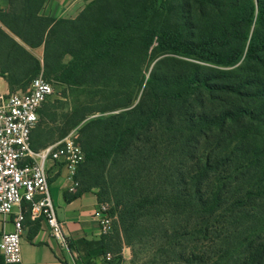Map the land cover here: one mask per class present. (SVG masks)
Masks as SVG:
<instances>
[{
	"label": "trees",
	"instance_id": "16d2710c",
	"mask_svg": "<svg viewBox=\"0 0 264 264\" xmlns=\"http://www.w3.org/2000/svg\"><path fill=\"white\" fill-rule=\"evenodd\" d=\"M47 2L0 7V74L61 87L75 195L117 218L78 264L123 246L136 264H264V0H87L74 18Z\"/></svg>",
	"mask_w": 264,
	"mask_h": 264
},
{
	"label": "built area",
	"instance_id": "2783aa9c",
	"mask_svg": "<svg viewBox=\"0 0 264 264\" xmlns=\"http://www.w3.org/2000/svg\"><path fill=\"white\" fill-rule=\"evenodd\" d=\"M53 94V85L40 72L24 90L10 92L0 74V216H13V230L0 233V255L4 264H18L21 260L20 242L23 232L24 211L27 203L30 220H42L50 235L64 247V238L48 191V162H61L71 182L68 191L75 193L78 183L74 179L83 154L75 131L60 140L34 151L31 132L38 121V110ZM107 202H98L94 216L102 235L110 234L117 218L110 212ZM98 262H113L108 252Z\"/></svg>",
	"mask_w": 264,
	"mask_h": 264
},
{
	"label": "crops",
	"instance_id": "0c3cea01",
	"mask_svg": "<svg viewBox=\"0 0 264 264\" xmlns=\"http://www.w3.org/2000/svg\"><path fill=\"white\" fill-rule=\"evenodd\" d=\"M76 1L55 0L54 11L44 14L55 18H74L81 9L74 17H66L64 14L75 11L74 3ZM6 6L7 0H0V7L6 8ZM30 52L36 57L41 55V49L30 50ZM34 129L32 132H34ZM41 141L45 142L46 146L52 144L49 139ZM46 146L40 148V150ZM46 168L50 199L68 245L64 247L53 238L44 221L30 219L23 221L24 229L20 242L21 260L18 264H78L79 258L83 254L79 246L80 241H96L102 236L99 231L98 219L94 216L98 203L96 190L77 195L70 193L68 188L71 182L67 179L65 165L61 162H48ZM12 220V215L0 216V233L2 230L7 232L13 230ZM96 259H93V261ZM97 264L114 263L98 262Z\"/></svg>",
	"mask_w": 264,
	"mask_h": 264
},
{
	"label": "rangeland",
	"instance_id": "374dc122",
	"mask_svg": "<svg viewBox=\"0 0 264 264\" xmlns=\"http://www.w3.org/2000/svg\"><path fill=\"white\" fill-rule=\"evenodd\" d=\"M86 1L87 0H77L74 3V5L76 7L75 11H73L72 13L67 12L64 15L66 17H74L75 14L78 13L79 9H82V7H84ZM54 8H55V0H48V2L45 4V7L43 9V13H52L54 11ZM37 52H39V51H37ZM49 82H51V81H49ZM51 83L53 85V94L45 102V105L47 104V107H44V105H42L40 108L41 110H43L42 111L43 114L38 115V121H37V124L35 126L34 133L35 134L39 133V139H41V140L49 139V140H51L52 143H54V142L59 140L60 130L62 128V123L57 118H56V121H53L51 114L53 113V111H56V114H59L61 112L59 109L60 105L58 103H56V101L60 100V93L62 92V89H61V87L54 84L53 82H51ZM48 104H50L51 106L48 107ZM46 108H49L50 111L47 112V114H44ZM73 131H75V129L69 131L65 136H67L68 134H70ZM108 205H109L110 211H111V205L110 204H108ZM22 210L24 211V214H25L27 211V207L22 208ZM115 227H116V223L114 224V228ZM114 228H113V230H114ZM113 230H112V232H113ZM109 253L113 256V263L114 264H136L135 262H132L131 251H130V248H128L127 246L122 247L120 259H115L114 254H112L111 252H109Z\"/></svg>",
	"mask_w": 264,
	"mask_h": 264
}]
</instances>
